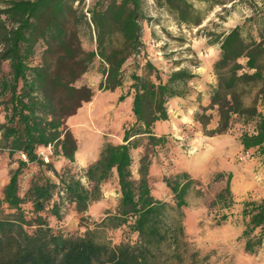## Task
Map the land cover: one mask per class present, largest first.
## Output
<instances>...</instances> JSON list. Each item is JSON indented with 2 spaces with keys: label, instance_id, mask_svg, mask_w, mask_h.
Segmentation results:
<instances>
[{
  "label": "trees",
  "instance_id": "1",
  "mask_svg": "<svg viewBox=\"0 0 264 264\" xmlns=\"http://www.w3.org/2000/svg\"><path fill=\"white\" fill-rule=\"evenodd\" d=\"M80 1L0 0V149L10 165L0 192V264H160L166 246L175 250L185 241L183 206L196 180L186 170L164 173L160 181L169 197H162L150 181L149 167L151 154L167 140L155 131V123L168 118V99L182 96L195 74L179 67L162 78L145 58V74L131 71L126 91L117 98L132 96L131 120L123 126L121 140L104 141L79 173L74 165L76 138L66 118L91 100L94 89L75 81L98 60V89L122 86L126 61L134 57L139 64L141 21L146 17L143 0H94L86 10ZM156 1L178 24L197 26L203 21L192 0ZM255 12L242 24L211 32L220 56L213 62L217 82L210 94L218 121L209 131H226L236 115L252 122L239 134L242 148L263 151L264 5ZM83 30L94 41L92 48L82 45ZM241 83L257 86L261 109L254 102L244 103ZM201 115L195 112L194 117L205 128L208 117ZM48 145L52 151L45 160L38 149ZM140 146L134 175L132 150ZM58 155L65 159L59 169L52 160ZM31 165L35 170L23 186L21 179ZM111 176L118 197L102 217L84 219L75 233L51 224L68 205L85 212L102 198V186ZM229 179L230 174L212 203H231ZM241 216L243 250L252 253L264 242V196L244 200ZM104 229H119L118 237L102 235Z\"/></svg>",
  "mask_w": 264,
  "mask_h": 264
},
{
  "label": "rangeland",
  "instance_id": "2",
  "mask_svg": "<svg viewBox=\"0 0 264 264\" xmlns=\"http://www.w3.org/2000/svg\"><path fill=\"white\" fill-rule=\"evenodd\" d=\"M93 1L81 0L80 6L86 10ZM192 2L204 16L197 26L178 24L174 16L156 0H143L146 17L141 21L144 46L137 56L139 64L135 65L134 57L126 61L124 73L127 80L115 91L98 89L101 78L98 60L75 81L77 85L91 86L94 95L66 118V125L77 143L74 165L80 173L81 167L96 157L104 141L121 140L123 126L131 120V113L126 97L121 101L117 98L119 93L126 91L131 71L135 69L145 74V58L154 64L162 78L179 67L191 70L195 75L187 81L184 94L168 99V118L155 126V131L167 138L166 143L151 154L149 167L150 181L159 195L169 197L160 181L164 173L186 170L196 180L188 190L187 204L183 206L185 241L175 250L166 246L165 258L160 264H264V242L256 251L249 253L243 250V238L240 236L243 201L264 196V149L242 148L239 134L251 128L252 122L244 123L236 115H232L226 131L213 134L209 131L218 121L217 106H210V94L217 82L213 62L220 56L219 43L212 39L214 35L211 32H221L235 24H242L247 16L264 5V0ZM251 30L255 34V29ZM81 34L82 45L86 49L92 48L94 41L87 32L83 30ZM151 77L154 78V75ZM239 86L244 88V103L254 102L261 109L257 86L252 83H241ZM205 106L207 108L203 109ZM195 112L202 114V119L208 117L205 128L195 119ZM141 146L132 150L134 175H137ZM51 151L50 145L38 149L45 160L50 157ZM52 160L57 169L65 162L60 155L53 156ZM9 166L6 151L0 149V192L8 180ZM34 170L31 165L25 172L21 179L23 186ZM47 173L53 176L50 171ZM228 174L231 203L227 206L212 203L215 193L226 184ZM102 191V198L93 202L85 212H76L72 205H68L60 219H50L51 224L75 233L82 229L84 219L87 222L99 219L118 197L113 176L103 184ZM118 234L119 229H104L102 233L112 240ZM176 252H179L180 258Z\"/></svg>",
  "mask_w": 264,
  "mask_h": 264
},
{
  "label": "crops",
  "instance_id": "3",
  "mask_svg": "<svg viewBox=\"0 0 264 264\" xmlns=\"http://www.w3.org/2000/svg\"><path fill=\"white\" fill-rule=\"evenodd\" d=\"M118 87H119V86H118ZM118 87L114 88L113 90L115 91V89H117ZM119 94H120V93H119ZM125 97H126L125 102L128 104V107H129V109H130V104H131L132 96H131V95H127V96H125ZM166 120H167V119L156 121L155 126H156L157 124L161 123V122L166 121Z\"/></svg>",
  "mask_w": 264,
  "mask_h": 264
}]
</instances>
